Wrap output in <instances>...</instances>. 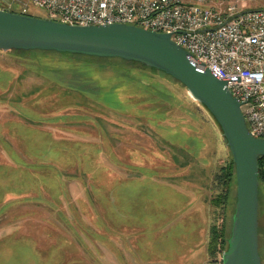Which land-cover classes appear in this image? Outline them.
Instances as JSON below:
<instances>
[{
    "label": "rangeland",
    "instance_id": "rangeland-1",
    "mask_svg": "<svg viewBox=\"0 0 264 264\" xmlns=\"http://www.w3.org/2000/svg\"><path fill=\"white\" fill-rule=\"evenodd\" d=\"M232 159L212 113L168 74L0 50V264H216L213 229L229 237L236 210L237 178L227 192L220 177ZM259 199L264 263L263 185Z\"/></svg>",
    "mask_w": 264,
    "mask_h": 264
},
{
    "label": "water",
    "instance_id": "water-1",
    "mask_svg": "<svg viewBox=\"0 0 264 264\" xmlns=\"http://www.w3.org/2000/svg\"><path fill=\"white\" fill-rule=\"evenodd\" d=\"M0 49L43 50L122 58L156 68L183 83L219 123L236 165L237 202L223 264H264L259 244L258 159L264 139L253 136L227 82L200 70L168 33L127 24L73 25L0 9Z\"/></svg>",
    "mask_w": 264,
    "mask_h": 264
},
{
    "label": "built area",
    "instance_id": "built-area-1",
    "mask_svg": "<svg viewBox=\"0 0 264 264\" xmlns=\"http://www.w3.org/2000/svg\"><path fill=\"white\" fill-rule=\"evenodd\" d=\"M248 4L249 0H0V9L32 15V5L61 23H120L168 33L198 69H209L227 82L242 104L251 134L264 139V9H250ZM216 264H223L222 258Z\"/></svg>",
    "mask_w": 264,
    "mask_h": 264
},
{
    "label": "trees",
    "instance_id": "trees-1",
    "mask_svg": "<svg viewBox=\"0 0 264 264\" xmlns=\"http://www.w3.org/2000/svg\"><path fill=\"white\" fill-rule=\"evenodd\" d=\"M9 51H14V52H27V51H30V50L12 49V50H9ZM36 51L60 53V52H57V51H43V50H36ZM63 54H70V55H73L75 57H80V58H83V57H91V58L102 59V60L111 59V58H102V57L87 56V55L73 54V53H63ZM118 59L123 60L125 62L136 63V64H139V65L148 67V68H150V69H152L154 71H160V70H158L156 68L149 67V66H147L145 64H142L140 62L128 61V60H125V59H122V58H118ZM73 87H74V89H76L75 86H73ZM258 164H259V181H260V188H261L262 185L264 186V156H260L259 157ZM220 177L223 178V182H224L225 188H226L227 192H229L230 191L231 183L233 181V177H236V165H235L233 159L229 163L228 166H225V167L222 168V174H221ZM227 196H228V194L226 195V197ZM259 198H260V196H259ZM229 237H226L225 238V230H224V227L223 226H222L221 229H219L218 227H215L213 229V235H212V239H211V243H210V251H211V253L212 254H215L217 252V250L219 249V247H221L222 252H224L227 249L225 246H226V244H228Z\"/></svg>",
    "mask_w": 264,
    "mask_h": 264
}]
</instances>
